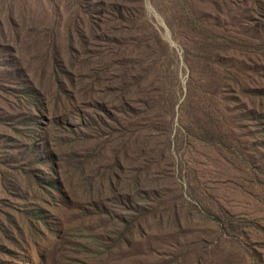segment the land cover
I'll list each match as a JSON object with an SVG mask.
<instances>
[{
  "label": "rangeland",
  "instance_id": "374dc122",
  "mask_svg": "<svg viewBox=\"0 0 264 264\" xmlns=\"http://www.w3.org/2000/svg\"><path fill=\"white\" fill-rule=\"evenodd\" d=\"M0 264H264V0H0Z\"/></svg>",
  "mask_w": 264,
  "mask_h": 264
}]
</instances>
